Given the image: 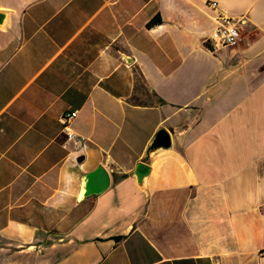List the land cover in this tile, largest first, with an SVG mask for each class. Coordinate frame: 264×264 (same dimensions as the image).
<instances>
[{"label":"crops","instance_id":"crops-1","mask_svg":"<svg viewBox=\"0 0 264 264\" xmlns=\"http://www.w3.org/2000/svg\"><path fill=\"white\" fill-rule=\"evenodd\" d=\"M211 1L240 21L235 47L207 42ZM0 14V264H264V0ZM74 111L82 150L63 146ZM161 129L170 147L146 156ZM98 167L108 188L80 198Z\"/></svg>","mask_w":264,"mask_h":264},{"label":"built area","instance_id":"built-area-1","mask_svg":"<svg viewBox=\"0 0 264 264\" xmlns=\"http://www.w3.org/2000/svg\"><path fill=\"white\" fill-rule=\"evenodd\" d=\"M208 5L209 8L216 11L217 14L213 18L215 28L207 42H209L213 48L235 47L241 39L242 27L240 21L229 18L219 11L217 2L211 1ZM76 115L77 112L74 111L66 113L61 117L62 133L65 136L63 146L72 145L73 149L82 150L87 146V139L75 133L70 126Z\"/></svg>","mask_w":264,"mask_h":264},{"label":"water","instance_id":"water-1","mask_svg":"<svg viewBox=\"0 0 264 264\" xmlns=\"http://www.w3.org/2000/svg\"><path fill=\"white\" fill-rule=\"evenodd\" d=\"M4 18L3 14H0V23ZM170 147V136L165 130H159L151 139L149 147L146 151V156L153 153L168 149ZM149 168L140 163L136 167L135 177L138 183L148 175ZM109 186V175L103 167H98L94 171L87 173L83 178V187L80 198H86L91 195H98L104 192Z\"/></svg>","mask_w":264,"mask_h":264},{"label":"trees","instance_id":"trees-1","mask_svg":"<svg viewBox=\"0 0 264 264\" xmlns=\"http://www.w3.org/2000/svg\"><path fill=\"white\" fill-rule=\"evenodd\" d=\"M138 83H139V84H138L137 90H138V91L140 90L139 87H141L142 89H144V87H143L142 84H141L140 79H138ZM132 101L136 102V101H135V98H133ZM161 102H162V101H161Z\"/></svg>","mask_w":264,"mask_h":264}]
</instances>
